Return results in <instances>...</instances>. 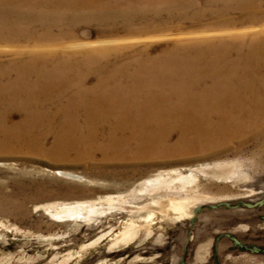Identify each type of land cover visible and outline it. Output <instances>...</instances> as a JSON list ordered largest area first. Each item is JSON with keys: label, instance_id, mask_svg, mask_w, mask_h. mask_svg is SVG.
<instances>
[{"label": "rangeland", "instance_id": "1", "mask_svg": "<svg viewBox=\"0 0 264 264\" xmlns=\"http://www.w3.org/2000/svg\"><path fill=\"white\" fill-rule=\"evenodd\" d=\"M164 1L134 0L132 5L130 0L128 8L71 11L64 7L33 10L12 0L10 5L0 4V32L13 33L22 27L25 37L1 39L0 44L89 42L83 48L56 50L46 63L56 71L63 68L62 75L74 77L79 84L88 76V88L97 83L106 88L121 76L131 75V80L142 82L143 68L148 76L166 68L162 70L166 82L187 78L189 73H181L178 61L189 54H197L196 76L210 77L213 85L229 71L246 72L245 47L257 40L247 37L235 47L238 39L225 31L251 26L212 25L222 19L215 11L240 0ZM256 1L264 4V0ZM225 13L233 19L242 18L237 10ZM126 27L134 31L126 34ZM260 42H264L263 37ZM2 49L0 90L30 85L36 77L13 71L12 62H8L12 46ZM251 49L256 52L255 47ZM126 51L132 53L128 60L112 58ZM167 51L171 60L164 55ZM102 53L109 61L86 59ZM257 72L264 74V67L254 74ZM67 85L66 91L71 87ZM36 86H42L39 79L32 87ZM166 90L171 92V87ZM186 91L183 94L178 87L171 92V108L164 111L156 104L159 106L150 107L151 114L163 118L169 117L167 110H175V122L183 110L187 111L186 106L193 104L190 112L201 119L208 108L195 102L214 97L215 88ZM240 91L234 85L230 96L242 94ZM148 93L146 89V100ZM142 98L132 100L126 111H135ZM232 98L226 109L236 112ZM9 99L4 97L6 103ZM21 110L14 102L0 106V264H264V123L258 131L206 153L177 145L183 132V126L177 124L168 127L160 143L152 146L148 142L155 152L169 149L163 155L128 152L116 157L113 151H97L82 158L75 150H63L65 142L56 143L58 136L53 130L44 135L37 126L33 139L24 128L17 130ZM256 113L255 107H244V115L254 117ZM217 118H211L212 122ZM126 125L142 128L129 121ZM250 126V122L241 125L246 129ZM157 128L146 123L149 135ZM187 136L194 137L191 132ZM138 147L145 148L133 143L127 149L134 152ZM221 169L223 177L218 178L212 171ZM156 178L150 184L143 183ZM164 202L179 203L189 214L179 215L168 206L161 211ZM202 246L205 253L200 259Z\"/></svg>", "mask_w": 264, "mask_h": 264}, {"label": "bare ground", "instance_id": "2", "mask_svg": "<svg viewBox=\"0 0 264 264\" xmlns=\"http://www.w3.org/2000/svg\"><path fill=\"white\" fill-rule=\"evenodd\" d=\"M10 1L12 0H3L0 1V4L4 3L5 5H10L12 4ZM129 1L130 0L125 2H121V0H17V3L19 7H29L33 10L35 7L53 8V10L64 7V9L69 8L71 11H74L73 9H89L93 11L96 8L98 10L106 8H128ZM133 1L134 0H132V5ZM146 2H148V0H146ZM161 2L165 1L161 0ZM229 10L239 11L242 18L239 19L238 17L237 19H233L226 15L225 11L228 12ZM219 11L220 12L215 11V14L222 19H220V21H215L212 24L214 26L227 27L237 24L251 26V28L242 29L241 31H225V34L232 36V38L234 37V39H238L234 41L239 42L235 47H240V42L244 41L247 37L252 38L253 41L257 40V42H250L245 47L247 48V58L244 65L246 69L245 73L239 72V69H237V71L236 69L229 71L227 75L222 74L219 76L220 83L213 85L214 82L210 77L196 76L194 61L197 60V54H189L186 58H181L178 61L181 73L184 74L186 71L189 73V77L187 78H171L169 82H166V78L162 71L166 70V68H158V73L154 72L152 76H148L149 72H146V69L143 68L140 70L143 75L140 79L142 82L131 80L132 77L130 75L129 78L125 76H121L120 79L115 78L116 83L109 82L106 88L100 87L99 83L96 84V87L93 86L92 88H88L86 86L88 76H85L81 84H79L75 82L74 77H69V79L67 76H63L61 73L63 68L56 71L53 66L46 63L51 61H48V58L56 50H67L68 48L75 49L76 47L83 48L90 45L89 42H73L67 44L64 42H47L45 46L30 45L28 43L24 45L20 42H2L3 44H0V50H3V46H12V57L8 61L9 63L12 62V70H22L23 72L21 71L20 73L29 72L30 75L36 78L33 79L30 82L31 84L27 87L0 90V106L4 104L7 106L8 102H14L15 107H20L22 109L23 116L16 126L17 130L20 131L24 128L26 133L31 134L37 126H40L43 129L44 135L45 133L47 135L49 131L51 133L53 130L58 136V138H56V143L60 142L61 144V141L65 142L63 150L66 152L67 150H75L82 158L92 157L97 151L103 154L113 151L112 153L116 157H122L124 153L127 154L128 152L134 155L137 154V156L141 153H161L163 155L164 153L170 152L169 149L163 152H155L153 149L154 147H150L148 142L151 141L152 146L160 143L163 134L168 132V127L177 124L183 126V132L181 134L182 141L179 143L177 142V145H184L185 148L187 147L186 149L188 151L189 149H198L199 152L204 153L216 146L223 145L233 138L243 137L251 131H258L264 123V78H261L264 74H260L259 72L254 74V71L257 69L261 70V68L264 67V42H260L262 41V37L264 40V18L260 17V15L264 13V4L256 0H240L236 3L230 2L226 4L222 11ZM221 12L223 15L219 14ZM125 30L126 34L134 31V29L129 30L128 27H126ZM112 31L113 29L111 32ZM10 32L11 31L0 32V41H2L1 39H5V41H16L24 39L25 37V30L22 27L16 29L13 33ZM56 39L57 36L55 37V40ZM252 47L256 48V52L252 51ZM131 55V52L126 51L122 55L112 58H127L128 60ZM164 55L167 56L169 60L172 59L170 51L165 52ZM96 57L109 61V57L104 53L99 56L90 55L86 57V59L94 63V58ZM1 61L2 58L0 57V63ZM163 61L165 60L163 59ZM157 62L158 60L156 63ZM186 62L189 63L186 64ZM191 69H193V73L190 72ZM44 70L48 71H46L44 75H41ZM1 75L2 73H0V77ZM38 79L42 83L39 89H37V86L32 87L36 85ZM67 84L71 86L68 91H66V87H68ZM22 85L26 84L22 83ZM234 85L241 90L240 92H242V94L232 98L230 93L234 91ZM168 87H171V92L177 91L179 87V91H182L183 94L187 92L186 90H202L211 87L215 88L216 94L212 98H200L195 102L208 108V111L202 115L201 119L195 117L197 115L196 113L190 112L194 105L189 104L186 106L187 111L183 110L178 118L179 120L174 122L172 119L175 118V110H167L166 112L168 113L170 111V115L169 117L163 116V118L154 116L150 112V107L155 108L159 106L156 104H160V107L164 111L171 108L170 104H172L174 100H172L173 97L171 92L166 90ZM146 89L149 91L148 94H150L147 100ZM140 95H143V98L139 104L135 105L136 110L127 112L126 109L129 107L128 104L131 103L132 100L139 98ZM4 97H10L7 103ZM230 98L234 100L233 102L237 108L236 112H234L235 110L229 111L226 109L229 106L228 100ZM245 106L249 108L255 107L257 109L256 115L254 117L244 115ZM214 116L218 118L215 119V122H212L211 118H214ZM128 121L134 124H141L142 128L135 129L133 126H128L126 125ZM248 122L251 123L249 128L246 129L241 127V125H246ZM146 123L156 124L158 127L157 130L149 135L148 132H146ZM188 132H191L194 137H186ZM103 133L104 137H101ZM33 138L34 135L32 133L30 139ZM133 143L144 145L145 148L138 147L134 152L129 151L127 147ZM261 146L263 147L262 143ZM222 171L221 169L212 172L218 174V178H220L223 177ZM157 178L144 179L143 183L146 185L150 184L157 180ZM161 206L163 207L161 208ZM161 206V211H166L165 209L168 206L169 209L179 215L189 214L185 210V207L181 206L179 203L171 202L168 205V202H164ZM70 209L74 210L76 208L71 207ZM150 214H154V212L152 211ZM203 249L204 246L199 250L200 259H202L201 256L205 253ZM101 264L105 263L103 262Z\"/></svg>", "mask_w": 264, "mask_h": 264}]
</instances>
